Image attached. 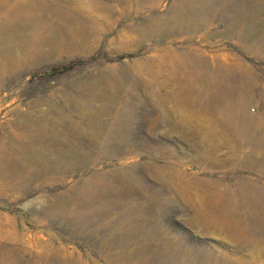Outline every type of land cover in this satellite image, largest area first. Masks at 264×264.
<instances>
[{"label": "rangeland", "instance_id": "1", "mask_svg": "<svg viewBox=\"0 0 264 264\" xmlns=\"http://www.w3.org/2000/svg\"><path fill=\"white\" fill-rule=\"evenodd\" d=\"M49 1L65 6L68 15H49L62 33L45 35L67 43L54 49L42 32L17 28L5 43L14 60L0 50V264H136L139 257L131 253L147 230L190 251H211L214 264L252 263L249 250L239 247L243 235L207 232L205 208L211 204L217 213L226 189L264 190V137L257 143L245 135L229 145L226 134L216 143L199 131L224 127L223 110L204 109L201 101L216 78L233 90L236 73L252 81L249 90L225 91L236 119L244 114L264 131V0H202L211 10L200 13L186 33L169 38L147 34L145 23L165 16L178 0ZM78 12L97 28L74 48L69 32ZM40 51L45 58L36 57ZM200 58L208 69L203 76L190 71ZM181 62L189 64L185 73L175 71ZM195 87L202 97L184 99L181 93ZM37 123L52 125L42 132ZM156 142L177 154L148 153ZM214 145L219 155L210 153ZM26 151L35 156L26 157ZM44 158L53 165L41 171ZM197 187L208 191L192 201ZM95 194L128 198L132 214H118L119 202L92 201ZM79 201L91 205L81 208ZM54 204L73 211L50 213ZM149 212L154 218L146 225ZM194 217L203 224L197 227ZM249 230L262 241L256 264H264V234Z\"/></svg>", "mask_w": 264, "mask_h": 264}, {"label": "bare ground", "instance_id": "2", "mask_svg": "<svg viewBox=\"0 0 264 264\" xmlns=\"http://www.w3.org/2000/svg\"><path fill=\"white\" fill-rule=\"evenodd\" d=\"M183 1H187L189 7H186L185 4L182 3ZM101 2L105 3V0H102ZM176 4L169 10V12H167L165 16H161V17L152 16L151 18H149L145 23L146 29L144 30L146 31V33L151 36H154L155 34H160L161 36L167 37V38H169L170 36L174 37V35H180L181 33H183V30L186 33L190 27H193L196 25L197 23L196 20H198L199 18L198 16H200V13L203 12V14H206L209 10H211V7L208 6L202 0H178ZM64 7L65 6L63 5L61 6V4L52 3L49 0H0V12H1L0 19L2 18L7 19V21H0V46L2 48L0 50H1L2 56L6 60H9L10 62L14 60L13 56L8 52V49L5 48L8 46L5 43L7 42L6 40L8 36L9 37L12 36L14 34V31H16L17 28H23V29L34 31V32H40V33L42 32V35L45 36L44 37L45 44L54 49H56L59 45H65L67 42L65 41L62 42V40L60 39L53 38V37H47L45 35L54 29L58 30L59 33H62L60 31L62 30V27L61 25H58L57 20H51V19H48L47 17L49 15H53L55 17H58V18L61 17V19H63V17H66L68 15V12L66 10L67 8H64ZM254 10H256L255 7L251 9V11H254ZM10 16H13V17H10ZM96 28L97 27L91 18L89 19V17H87L85 13L78 12V14L75 15L73 27L69 32L70 34H74V37L76 38L74 40V44H71V47L76 48L77 45L83 44L88 37L93 36V34L96 32ZM236 28L237 27H235V29ZM263 35H264V32H263ZM35 55L37 58H40V59L43 57L45 58L46 52L40 51V52H37ZM187 65L189 64L181 62L178 68L175 69V71L177 70V72L185 73L186 70H188ZM155 69H156L155 66H153V68L150 70L151 72H155L156 71ZM190 71L192 73H195L196 75L197 74H201V76L205 75L208 69H207V65L204 59L202 58L197 59L196 64L192 66ZM233 76L235 77V81H236L235 82L236 84H234L233 90L246 91L250 89V86L252 85L251 83L252 81L247 76H246L247 80L245 78L244 79L240 78L241 75L238 73L234 74ZM226 85H227V82L221 81L219 80V78H216L213 81V83L208 86L209 92L206 95H204L203 101H201V106L204 109H216L218 107L221 110H223L220 118H222L224 121L223 122L224 127L220 129L219 131H217L215 127H211L210 130H206V131L200 130L201 129L200 128L199 132L204 133V136H206L205 134L209 133V135H211L210 137H212V139L216 143L221 140L223 141V139L225 138L229 145H231L233 141H235L236 143H239L245 138V135H249V136L252 135V137H255L256 142L259 141L260 139L263 140L264 136L261 133L264 131L262 130L261 132L260 130H258L257 129L258 127L255 124H253V122H249V119L245 117L244 114H240V118L236 119L233 104L231 103V96L225 93V91L226 92L231 91L232 88L227 87ZM140 87H141V83H140ZM146 87L149 90L151 86L147 83ZM199 90L200 88L195 87L193 88L191 92L189 93L182 92L181 94L184 99H185V96L191 97L192 98L191 102H195V101H198L200 97H202V94ZM262 96L264 97V91H263ZM168 100L165 99V101H168ZM161 102L163 101L161 100ZM175 103L180 104L178 100H175ZM154 107L155 106H153V108ZM181 109H183V107ZM173 112L174 111H172V113ZM195 112H196V115L199 114V112L197 111ZM192 113H194V111H190L186 113L185 114L186 118L189 116V114H192ZM159 118L160 117H157L158 120ZM227 124L231 125L230 126L231 130H233L235 134L237 135L236 139L234 137L235 135H231L230 133H228L229 126H226ZM37 125L38 127L42 129V132H45V129L48 126H51L52 124L37 123ZM242 131H245V134L241 135L240 133ZM198 133H196V135ZM225 134L227 135V137L224 136V138H221ZM198 136L199 135H197V137ZM156 143H154L153 145H149L147 149L148 153L153 154V155L156 154L158 156L160 155L161 157L177 154L176 151L172 152L174 149L168 146L166 147L162 143L157 144V145L162 144V147H159L160 145L156 146L155 145ZM194 145L196 147V144ZM199 145L200 144H198L197 147L201 148V146ZM192 147H194L193 144H192ZM216 148H217L216 145H214L213 147L210 146L209 147L210 153L218 154ZM168 149L170 153L167 152ZM196 151H199V153L203 154L202 150L200 151V149L198 148ZM105 152L109 154V151H105ZM25 156L28 158H33L35 154L34 152L30 153L29 151H26ZM63 158L65 157H62V159ZM86 158L88 157H85L81 161L85 160ZM52 165H53V162L44 158L42 161L41 171L48 170L47 168ZM96 191L97 192H102V191L111 192L112 190L106 187H98L96 188ZM207 191L208 190L206 189H200L197 187V189H194L193 194L190 198L192 201L193 200L200 201V199L204 195V192H207ZM219 195L223 196L224 199L221 203V206L218 208L217 213L215 212L214 209H211V207H213V205L211 204L208 206V208H205L206 210L210 211V213L208 214V221H207L208 223L207 224L204 223L206 225L207 232L210 234H213V233L223 234L224 233L225 235L240 233L241 235H243L244 238H246V240H244L243 245L239 247H243L249 250L250 252L249 254H251L249 258L251 257L250 258L251 262L253 264H256L257 263L256 261L261 260V252L263 249L260 246V243L262 241L260 239L253 238L252 237L253 233L250 232L249 229L255 228L258 233L264 234V190L257 189V188L251 189V187L250 189L247 188V189L235 190V191L226 189L225 191L220 192ZM100 197H101V194H97V195L95 194V197L92 199V201L94 200L103 201L104 200V202H108L107 204H110V206L116 202H119V200L117 199H115L114 201L113 199H110V198L109 200L108 198L100 199ZM211 201H213V203L216 202L213 199ZM159 203H163V202H159ZM239 203L243 204V206H237ZM129 204H130V201L128 198L122 199V201L119 202V205H118L120 206L118 214H120L122 217L129 218L130 215L132 214L130 212ZM77 205L81 208L83 207L85 208L91 205V203L89 204L83 201H79ZM196 207H197L198 212L200 211L202 212L201 210L202 208H199L197 205ZM68 208L69 210L73 209L71 205H69ZM49 210H50V213H54L52 211H57V215L59 214V216L62 214L66 216L69 211V210L67 211V210L61 209L56 204L51 205ZM150 213L151 212H149V215H143L144 223L146 225L149 224L154 218V214L153 213L150 214ZM75 218L77 219L76 221H79L81 225L85 222L84 216L82 215H79V216L77 215ZM210 219L212 220V222H209ZM197 220H198L197 218H195L194 220V222L197 224V227L203 224V223L201 224L198 223ZM216 220L217 222H215ZM142 239L144 240L141 244H139L141 245L140 248H138L136 252L132 251L131 253L132 258L139 257L138 263L136 264H214L211 261V259L213 258L211 251L209 250L208 251L206 250L205 251H201V250L190 251L189 248L180 246L179 243L175 242L174 240H170L169 238L162 236L161 232L156 234V233H152V231L147 230L144 233V236ZM139 245L137 244V246ZM50 261L52 262L53 260L51 259ZM66 261H67V258L65 259V262ZM217 261H219V259ZM220 264H223V263L221 262Z\"/></svg>", "mask_w": 264, "mask_h": 264}]
</instances>
